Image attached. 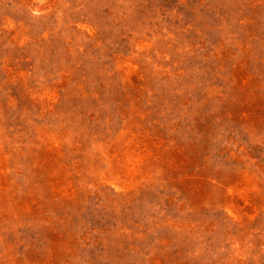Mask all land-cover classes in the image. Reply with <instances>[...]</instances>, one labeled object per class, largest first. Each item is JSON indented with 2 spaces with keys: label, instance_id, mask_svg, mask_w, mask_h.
I'll use <instances>...</instances> for the list:
<instances>
[{
  "label": "rangeland",
  "instance_id": "1",
  "mask_svg": "<svg viewBox=\"0 0 264 264\" xmlns=\"http://www.w3.org/2000/svg\"><path fill=\"white\" fill-rule=\"evenodd\" d=\"M0 264H264V0H0Z\"/></svg>",
  "mask_w": 264,
  "mask_h": 264
}]
</instances>
